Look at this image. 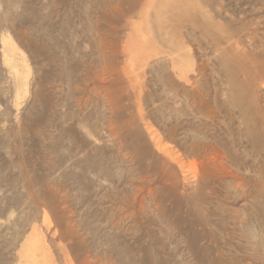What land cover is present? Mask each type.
Returning a JSON list of instances; mask_svg holds the SVG:
<instances>
[{
    "label": "rangeland",
    "instance_id": "374dc122",
    "mask_svg": "<svg viewBox=\"0 0 264 264\" xmlns=\"http://www.w3.org/2000/svg\"><path fill=\"white\" fill-rule=\"evenodd\" d=\"M0 264H264V0H0Z\"/></svg>",
    "mask_w": 264,
    "mask_h": 264
},
{
    "label": "bare ground",
    "instance_id": "6f19581e",
    "mask_svg": "<svg viewBox=\"0 0 264 264\" xmlns=\"http://www.w3.org/2000/svg\"><path fill=\"white\" fill-rule=\"evenodd\" d=\"M172 5V4H171ZM238 10V9H237ZM5 36V35H4ZM6 37V36H5ZM5 37H3V39H4V42H7L8 43V47L7 48H9L8 50L9 51H12V52H14L15 51V45L13 46V42L11 43V42H9L8 41V37L5 39ZM102 38V37H101ZM104 41V40H103ZM105 42V41H104ZM104 44V43H103ZM5 45V44H4ZM7 45V44H6ZM6 50V49H5ZM8 53V52H7ZM10 53V52H9ZM9 67H11V68H15L16 67V65H14V63H11L10 64V66ZM22 70V69H21ZM15 73H16V75H18L19 74V71L17 70V69H15ZM242 137V136H241ZM35 231V230H34ZM26 244H27V246L25 247L26 248V253H28V251H29V255L31 256V258L33 259V261H34V257H32V254H36L38 251H40L41 250V246H43L42 245V243H41V241H40V238H39V235H37V234H32L29 238H27L26 239ZM25 244V245H26ZM45 248V247H44ZM43 248V249H44ZM46 250V249H45ZM45 252V251H44ZM46 262H48V261H46Z\"/></svg>",
    "mask_w": 264,
    "mask_h": 264
}]
</instances>
